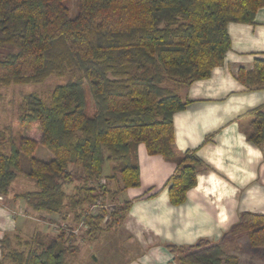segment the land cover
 <instances>
[{"label":"trees","instance_id":"trees-1","mask_svg":"<svg viewBox=\"0 0 264 264\" xmlns=\"http://www.w3.org/2000/svg\"><path fill=\"white\" fill-rule=\"evenodd\" d=\"M65 2L0 0V87L77 73L46 98L23 95L17 137L9 127L0 128V194L7 193L25 155L26 174L37 189L14 198L61 222L82 220L85 238L96 239L121 223L130 201L110 212L105 228L106 212L91 214L87 206L100 198L118 200L124 190L139 186L138 146L149 155H175L173 116L189 101L166 84L207 78L230 48L227 24H252L264 0H75L73 16ZM236 77L250 88L264 87V57L255 58L249 70L239 68ZM87 95L92 115L85 111ZM251 116L246 139L260 146L264 110L253 109ZM38 146L51 154L48 159L34 155ZM106 161L111 174L104 178L116 181L115 189L101 182L66 192L76 179L73 168L79 180H100ZM200 166L193 152L178 157L165 183L172 204L184 201ZM230 232L245 235L251 247L264 252L263 213H241ZM67 241L61 229L53 236L36 230L29 238L16 237L14 246L4 236L0 264H66L76 250ZM168 249L186 251L175 264H238L236 256L208 240Z\"/></svg>","mask_w":264,"mask_h":264},{"label":"crops","instance_id":"crops-1","mask_svg":"<svg viewBox=\"0 0 264 264\" xmlns=\"http://www.w3.org/2000/svg\"><path fill=\"white\" fill-rule=\"evenodd\" d=\"M227 33L230 48L207 78L167 85L189 101L173 116L174 157L149 155L144 145L138 146L140 184L123 191L130 204L115 228L120 248L130 253L120 264H175L168 245L189 246L200 240L219 243L241 264V257L229 250L245 242L243 237L248 239L230 231L241 213L264 214V143L256 146L246 139L251 111L264 110V87L244 85L236 71L249 70L255 58L264 57V6L256 11L252 24L228 23ZM186 151L195 153L201 166L184 201L172 204L165 183ZM14 195L12 203L0 201V240L9 236L14 246L16 237L29 238L37 223L49 233L56 217L33 211ZM103 239L105 244L93 251L92 264H114L116 255H99L102 247L108 249V235ZM109 247L114 248L112 243ZM248 258L244 263L255 262Z\"/></svg>","mask_w":264,"mask_h":264},{"label":"rangeland","instance_id":"rangeland-1","mask_svg":"<svg viewBox=\"0 0 264 264\" xmlns=\"http://www.w3.org/2000/svg\"><path fill=\"white\" fill-rule=\"evenodd\" d=\"M66 5L69 8V14L70 16H73L77 11V6H75V0H66ZM77 73H67L62 76L57 75H51L44 79L42 82L37 84H23V85H9V86H3L0 87V128L9 127L11 130H13L14 137H17L18 131L20 129V125L17 122V116L19 114V105L21 104L22 97L24 94L28 92H36L38 95L42 96L43 98H46L53 87L58 83L65 82L68 78L74 77ZM170 85V83L166 84ZM86 114L92 115L94 112V107L91 102L90 96L87 95V103L85 108ZM34 155L37 158L40 159H48L50 157V153L43 147L38 146L35 150ZM44 155H47L44 157ZM20 168L17 172L16 178L10 183V186L8 188V191L6 194L2 195L0 194V201L1 202H9L12 203V196L13 194L17 193H23L26 191H33L36 190L37 187L34 183V181L27 176L26 170L28 166V158L25 155H21L20 157ZM74 171H76V179L72 181L71 184L67 185L65 187V190L67 193H71L73 191L74 185H85L89 187H98L101 182L102 184H105L108 188L115 189L116 181H113L111 179H106L107 175L111 174V163L106 161L102 168V178L100 180H93V181H82L79 180V172L77 171V168H73ZM12 195V196H11ZM126 198V194L120 193L118 195V200H112L110 198H100L97 201H95L93 204L87 206V212H90L91 214H95L98 212H101V210H104L106 214L108 215L104 217L101 225L105 228L110 223V212L118 209L119 205H121ZM102 200V201H101ZM50 215V214H47ZM52 216V215H50ZM53 217V216H52ZM58 220V221H57ZM56 224H51L48 227V231L50 235H55L59 229L65 231L67 244L72 245L76 250H72V253H70L67 257L66 264H89L91 262L90 258L95 257L94 250H98L99 244L104 243V239L106 235H108V244L106 245L108 247H102L103 250L99 252V255L101 257L113 255L115 257L114 264H120L124 262L128 256L130 255L129 251L125 249L120 248V240L121 237L119 236V232H116L115 227L108 228L105 230L101 236H99L96 239H86L85 238V231L87 229V226L85 223H83L82 220L74 221L69 217L67 220L62 221L56 217ZM45 223V222H44ZM38 226L35 227L36 230H41V224L37 223ZM47 224V223H45ZM60 224V225H59ZM116 232V234H115ZM72 233L73 236L68 237V234ZM68 237V238H67ZM245 242H239L240 245H235V248L232 250H229V253L237 254L241 257V264L244 263L245 258H248V260H255L256 264H264V257H262L263 250L261 248L251 247L246 240ZM111 241V242H110ZM107 243V242H106ZM113 244L114 248L109 247L110 244ZM118 246V248L116 247ZM106 250V251H105ZM228 252V251H226ZM186 254V251H180L174 254V258L176 257L175 262L178 263L180 260V257ZM228 254V253H227ZM254 256L250 258L251 256ZM259 255V257H257ZM261 255V256H260ZM94 260V259H93ZM247 261V260H246ZM253 262L252 264H255ZM97 262H93V264H96ZM92 264V263H90ZM99 264V263H98Z\"/></svg>","mask_w":264,"mask_h":264}]
</instances>
